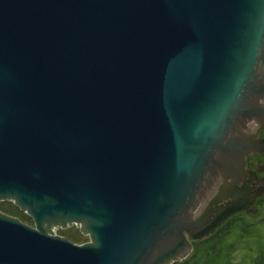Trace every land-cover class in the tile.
Returning a JSON list of instances; mask_svg holds the SVG:
<instances>
[{
	"label": "water",
	"instance_id": "water-1",
	"mask_svg": "<svg viewBox=\"0 0 264 264\" xmlns=\"http://www.w3.org/2000/svg\"><path fill=\"white\" fill-rule=\"evenodd\" d=\"M263 100L264 0H0V201L32 219L0 211V264L184 259Z\"/></svg>",
	"mask_w": 264,
	"mask_h": 264
},
{
	"label": "flooded vegetation",
	"instance_id": "flooded-vegetation-1",
	"mask_svg": "<svg viewBox=\"0 0 264 264\" xmlns=\"http://www.w3.org/2000/svg\"><path fill=\"white\" fill-rule=\"evenodd\" d=\"M246 127L261 128L257 134L259 139L258 145L253 147L245 158V170L247 173L238 182V187L245 190L244 197L238 200L240 208L237 212L229 215L227 220L220 224L215 231L210 233L205 239L195 241L189 252L190 254L194 252L196 245H205L207 241L213 239L211 246H213L218 253L209 260L210 264H222L221 260L225 256L223 249L232 246L235 242L234 240H230L228 233L236 229L244 230L246 226L250 225H253L257 229V237L260 242L258 250L262 257H264V122L261 124H249ZM226 201H223L222 204L226 203ZM220 232L224 233L221 234ZM239 238H241V234ZM206 246L210 247L208 245H205V247ZM236 249L237 248H233L232 251L234 252ZM188 256H186L185 259ZM230 256L231 255H229L226 261L227 264L230 263ZM175 262L182 263L184 261L183 259L180 261H173L171 264H175Z\"/></svg>",
	"mask_w": 264,
	"mask_h": 264
},
{
	"label": "rangeland",
	"instance_id": "rangeland-1",
	"mask_svg": "<svg viewBox=\"0 0 264 264\" xmlns=\"http://www.w3.org/2000/svg\"><path fill=\"white\" fill-rule=\"evenodd\" d=\"M3 211L11 216H17L21 221L32 224V219L25 212H22L19 207L11 201L1 200L0 201V211ZM71 230H74L71 232ZM57 233L66 236L69 240H72L75 243L81 244L88 240L86 235L80 234L78 229L75 226H70L67 228H59ZM223 234L224 232H220ZM241 234V238L240 237ZM230 240H234L232 246L225 247L223 252L225 254L224 258L221 260L222 264H227L226 261L230 256L229 264H263L264 257L259 253L260 242L257 237V229L253 226H246L245 229H236L228 233ZM213 239L207 241L205 245L210 247H205V245H196L194 252H192L185 262V257L183 259L184 264H210L209 260L213 258L218 252L213 246H211ZM233 248H237L234 252ZM208 259V262H207ZM191 260V261H190ZM190 261V262H188ZM207 262V263H206ZM212 264V263H211Z\"/></svg>",
	"mask_w": 264,
	"mask_h": 264
},
{
	"label": "trees",
	"instance_id": "trees-1",
	"mask_svg": "<svg viewBox=\"0 0 264 264\" xmlns=\"http://www.w3.org/2000/svg\"><path fill=\"white\" fill-rule=\"evenodd\" d=\"M190 261H191V260H190ZM190 261H188V262H190ZM214 261H215V260H214ZM185 262H187L186 259H185ZM185 262H184V263H185ZM207 262H208V259H207ZM207 262H206V263H207ZM184 263H183V262H182V263H177V262H175V264H184ZM209 263H210V262H209Z\"/></svg>",
	"mask_w": 264,
	"mask_h": 264
},
{
	"label": "bare ground",
	"instance_id": "bare-ground-1",
	"mask_svg": "<svg viewBox=\"0 0 264 264\" xmlns=\"http://www.w3.org/2000/svg\"><path fill=\"white\" fill-rule=\"evenodd\" d=\"M74 230H71V232H73ZM75 232V231H74Z\"/></svg>",
	"mask_w": 264,
	"mask_h": 264
}]
</instances>
